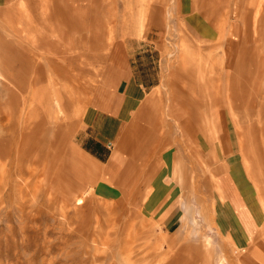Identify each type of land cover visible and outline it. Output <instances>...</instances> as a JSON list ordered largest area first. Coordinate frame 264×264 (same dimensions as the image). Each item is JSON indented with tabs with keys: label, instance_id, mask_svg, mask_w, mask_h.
Masks as SVG:
<instances>
[{
	"label": "rangeland",
	"instance_id": "1",
	"mask_svg": "<svg viewBox=\"0 0 264 264\" xmlns=\"http://www.w3.org/2000/svg\"><path fill=\"white\" fill-rule=\"evenodd\" d=\"M36 3L0 8V264H264V0ZM156 74L163 104H184L204 141L182 144L170 176L160 154L182 126L160 119L132 149L146 157L101 184L113 138L94 143L88 113L112 114L123 80ZM226 171L260 212L248 237L217 181Z\"/></svg>",
	"mask_w": 264,
	"mask_h": 264
},
{
	"label": "crops",
	"instance_id": "2",
	"mask_svg": "<svg viewBox=\"0 0 264 264\" xmlns=\"http://www.w3.org/2000/svg\"><path fill=\"white\" fill-rule=\"evenodd\" d=\"M7 1L12 2L16 0H0V8L3 7V5ZM36 1L37 0H28L30 4L33 3L31 4V6L33 7H35L34 5L37 4ZM43 1L46 2V0ZM255 62L257 64V60ZM255 67L257 68V65H255ZM197 79L198 81H203L202 84H204V86L207 87L208 90L207 82L209 79L205 81L206 79L203 75H201V77L198 76ZM125 81L126 80H123L124 86H126L119 92V98L116 102L117 105H115V107L113 108L114 112L112 111L113 115L108 114V111H104V113L99 112V116L94 115L93 110H90L88 113L89 117L87 126L92 128V135H94V137H92L93 142L100 146L102 143L104 144L106 135H110L113 138L112 141L114 144V149L110 154L107 155L106 162L101 165L102 169L100 168L102 174L99 182L101 184H103L102 182L106 184H112L115 179L117 180V176L121 172H124L125 167H128L129 169L133 167V165L130 163H124V160H129L132 157H134V159H141L142 157L144 159V157H146V151L144 152L141 151V149H132L136 144L137 148V146L139 145V139L142 135H147V141L152 138L153 134L155 135L153 126L154 123L156 125H159L160 119L179 120L182 126L179 132L178 130H176V126L174 128V131H172V127L168 128L170 129V132L168 130L167 134H169V140H167V143L170 145L167 150L163 151L164 153L160 154V157H163L164 160H168L169 166L170 162L172 165L174 164L175 160H178L183 156V154L181 153L183 148L182 144L185 143V147H187V141L190 140L191 142L194 138V134L197 136L201 135V143L204 141V139H202V134L196 130V128L194 127V122L192 121V119L198 117L193 116V114L187 110L184 104L178 102L176 98L172 99V97L166 99L167 104H163L164 96L162 95V92L160 90V74L158 76L156 74L151 84L146 83L145 81H140L136 84L128 81L127 84H125ZM158 105L161 108H159ZM165 108L167 109L166 116H164ZM126 109L127 112L125 113ZM92 116L99 117V120L96 121L95 124L91 122ZM122 118L126 119L125 124L122 121H119ZM116 120L118 121L116 122ZM135 120L138 121V128L135 130V132L132 131L131 133H124L126 127H128V125ZM101 121L102 123H100ZM188 122L190 123L188 124ZM87 135L88 137H90V134ZM183 135L186 136L184 139ZM126 136L129 137L126 138ZM126 140V147L120 145ZM165 140L166 139L164 138H160V141L164 142ZM93 153L97 155L96 152ZM183 165L185 166V164ZM172 169L173 166L166 168L168 172L169 170L171 172ZM170 172L169 174L170 176H172ZM234 177L235 176L233 175V173L226 171L218 176L217 181L219 182L221 191L225 196L226 202L228 204V210L232 217L235 219L239 231L248 237L251 234L252 230L256 228L258 222L257 214H259L260 212L257 211V209L253 208V205L251 204H249L247 210L243 207L244 204L242 206V202L240 199V193H242V191L237 185L239 180ZM220 178L221 180H219ZM250 190V194L252 197L253 189L251 185ZM151 198L158 199L161 198V195L154 194V196H151Z\"/></svg>",
	"mask_w": 264,
	"mask_h": 264
},
{
	"label": "bare ground",
	"instance_id": "3",
	"mask_svg": "<svg viewBox=\"0 0 264 264\" xmlns=\"http://www.w3.org/2000/svg\"><path fill=\"white\" fill-rule=\"evenodd\" d=\"M242 40V39H241ZM234 44V43H233ZM232 44V45H233ZM240 44H241V42H240ZM235 45V44H234ZM241 46V45H240ZM239 46V47H240ZM236 47H238V45H236ZM235 47V49H234V51L237 49ZM239 47H238V49H239ZM236 51H238V50H236ZM235 52H233V49L232 50H230V52H229V54L227 55V62H230L231 61V56L234 58V54ZM237 53V52H236ZM226 54V53H225ZM239 55H240V53H239V51H238V54H237V56H238V58H239ZM183 56H184V54H183ZM232 58V59H233ZM181 60V62H180V66L181 67H183V68H185L186 70H188L189 71V69H187V67H185L184 66V63H185V59L184 58H180ZM191 60V59H190ZM230 60V61H229ZM234 60H236V56H235V59ZM190 62H192V61H190ZM239 62V61H238ZM189 67V66H188ZM191 71V70H190ZM176 74V73H175ZM187 75H189V74H187ZM177 77H179V76H177ZM174 80V79H173ZM179 80V79H178ZM181 81V80H180ZM210 81H208L207 83H209ZM207 86H208V84H207ZM160 104V103H159ZM173 108V107H172ZM161 116V115H160ZM188 124H189V122H188ZM32 132V131H31ZM213 132V131H212ZM211 133V132H210ZM25 134H27L28 135V138H30L32 135H30V134H33V133H28V131L26 130V133ZM212 134V133H211ZM214 134V133H213ZM212 136V135H211ZM218 189V188H217ZM75 195V194H74ZM84 202V198H83V196L82 195H75V197H74V199H73V204H74V206L76 207V205H80V204H82ZM190 263V262H189Z\"/></svg>",
	"mask_w": 264,
	"mask_h": 264
}]
</instances>
